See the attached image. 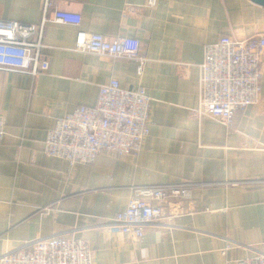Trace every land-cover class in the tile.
Segmentation results:
<instances>
[{"label":"crops","instance_id":"0c3cea01","mask_svg":"<svg viewBox=\"0 0 264 264\" xmlns=\"http://www.w3.org/2000/svg\"><path fill=\"white\" fill-rule=\"evenodd\" d=\"M46 0H0V20L40 25ZM57 0L80 28L49 22L48 72L0 71V257L40 238L86 241L94 264H237L264 254V108L236 113L228 127L198 114L204 48L222 37L264 35L252 0ZM51 18V15L49 14ZM142 43L138 63L75 50L78 30ZM264 97V55L262 57ZM143 87L150 134L138 156L100 155L70 166L43 152L57 119L96 104L101 85ZM191 183L192 212L146 227L141 241L115 222L133 187ZM47 209V210H45ZM227 250L225 255L222 251Z\"/></svg>","mask_w":264,"mask_h":264},{"label":"built area","instance_id":"2783aa9c","mask_svg":"<svg viewBox=\"0 0 264 264\" xmlns=\"http://www.w3.org/2000/svg\"><path fill=\"white\" fill-rule=\"evenodd\" d=\"M155 6L157 0H149ZM51 15V18L49 17ZM82 25L79 13L63 10L57 0H46L40 25L0 20V71L36 77L48 72L43 42L47 23ZM75 50L112 59L136 61L137 73L143 74L146 59L137 38L110 40L105 36L78 30ZM264 35L248 39L225 36L204 48L201 63V98L198 114L219 119L228 127L236 113L248 107L264 108L262 95V57ZM151 99L143 87L123 88L119 80L101 85L94 106H81L57 119L43 143L48 157L66 161L71 167L89 165L103 154L118 158L138 156L150 134ZM6 135V123L0 115V148ZM193 184L136 186L127 209L115 217L124 235L141 241L146 227L163 219L172 220L192 212L185 204L191 201ZM47 210V209H45ZM48 211V210H47ZM227 250L222 251V255ZM0 264H94V252L80 239L53 235L8 251ZM237 264H264V254Z\"/></svg>","mask_w":264,"mask_h":264},{"label":"water","instance_id":"95a60500","mask_svg":"<svg viewBox=\"0 0 264 264\" xmlns=\"http://www.w3.org/2000/svg\"><path fill=\"white\" fill-rule=\"evenodd\" d=\"M252 1L259 4V5L264 6V0H252Z\"/></svg>","mask_w":264,"mask_h":264}]
</instances>
